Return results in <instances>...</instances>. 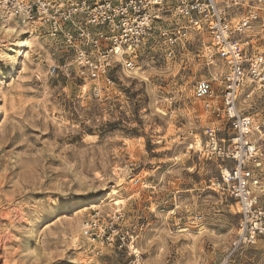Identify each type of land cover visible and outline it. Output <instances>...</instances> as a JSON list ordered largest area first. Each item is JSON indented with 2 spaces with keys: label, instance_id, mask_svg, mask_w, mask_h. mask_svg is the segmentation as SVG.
Returning a JSON list of instances; mask_svg holds the SVG:
<instances>
[{
  "label": "rangeland",
  "instance_id": "rangeland-1",
  "mask_svg": "<svg viewBox=\"0 0 264 264\" xmlns=\"http://www.w3.org/2000/svg\"><path fill=\"white\" fill-rule=\"evenodd\" d=\"M1 25L0 264H124V252L88 240L96 212L123 215L146 264H220L231 253V264H264L263 239L235 250L239 209L219 187L222 163L204 152L211 122L193 88L221 67L216 56L206 66L207 35L173 60L142 52L134 74L94 97L74 73L48 75L66 58L45 38L30 31L38 39L19 56ZM246 35L264 54V24ZM239 108L264 124V88H245Z\"/></svg>",
  "mask_w": 264,
  "mask_h": 264
},
{
  "label": "built area",
  "instance_id": "built-area-1",
  "mask_svg": "<svg viewBox=\"0 0 264 264\" xmlns=\"http://www.w3.org/2000/svg\"><path fill=\"white\" fill-rule=\"evenodd\" d=\"M242 7L248 13L238 20L234 10ZM10 21L34 29L66 58L52 61L50 77L74 73L83 88L93 83L94 97L115 85L121 72L134 74L142 52L160 51L173 60L192 38L207 35L214 54L206 66L217 67L216 56L221 67L193 88L211 122L204 152L222 163L219 187L239 209L235 250L264 240V124L239 108L245 88H264V54L253 52L246 35L252 24H264V0H0V23ZM85 228L96 250L124 252V264H146L120 212L108 220L96 212ZM232 254L220 264H231Z\"/></svg>",
  "mask_w": 264,
  "mask_h": 264
},
{
  "label": "bare ground",
  "instance_id": "bare-ground-1",
  "mask_svg": "<svg viewBox=\"0 0 264 264\" xmlns=\"http://www.w3.org/2000/svg\"><path fill=\"white\" fill-rule=\"evenodd\" d=\"M13 23H15V24H13ZM1 26H2L1 27L2 31L6 34V36L8 38L16 37V40L13 42L12 46L19 48L18 55L19 56L26 55L27 51L29 50V48L31 46L30 45L31 44L30 39L37 38L36 35L34 34V33H36L35 30L29 28L26 24L22 23L21 21H10V22H6V23H2ZM26 28L29 31L26 30ZM30 31L34 32V33H30ZM28 33H30V35L26 36ZM36 34L40 38L38 33H36ZM37 39H35V40H37ZM5 57L7 59H10V61H12L14 64L16 63L15 60L13 59V56L10 53H6ZM197 146H198V143H197ZM118 204H119L118 202L115 203V205H118ZM201 230H203V226H201Z\"/></svg>",
  "mask_w": 264,
  "mask_h": 264
}]
</instances>
